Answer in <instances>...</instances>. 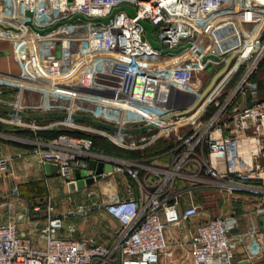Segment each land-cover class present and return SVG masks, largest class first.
<instances>
[{
    "label": "built area",
    "instance_id": "1",
    "mask_svg": "<svg viewBox=\"0 0 264 264\" xmlns=\"http://www.w3.org/2000/svg\"><path fill=\"white\" fill-rule=\"evenodd\" d=\"M0 41L10 44L21 65L17 72L0 70V106L10 110L0 109V124L34 133L58 129L46 138L0 134L33 144L37 160L56 165L67 184L75 170L98 158L92 152L96 135L127 149L172 140V162L155 169L158 182L146 198L127 186L125 197L105 202L121 224L114 245L61 236L64 215L48 203L40 248L15 219L0 222V264L172 261L167 231L201 211L193 201L183 205L179 180L189 181L190 191L212 184L264 192V96L256 79L264 68V0H0ZM235 52L203 100L172 115L194 106L207 85V66L216 73ZM28 93L38 99H25ZM57 111L67 116L39 121L22 115ZM78 113L118 130L71 117ZM150 123L155 126L140 136L120 131ZM8 166L0 157V175ZM116 168L143 187L138 169L127 162ZM243 215L247 224L240 231L235 212L190 226L191 264H237L239 248L248 260L263 257L264 226L257 218L264 216V200Z\"/></svg>",
    "mask_w": 264,
    "mask_h": 264
},
{
    "label": "crops",
    "instance_id": "2",
    "mask_svg": "<svg viewBox=\"0 0 264 264\" xmlns=\"http://www.w3.org/2000/svg\"><path fill=\"white\" fill-rule=\"evenodd\" d=\"M10 50L11 47L7 41H0V57H9L16 66L14 72L20 71V61L14 57ZM4 92L9 97L14 96V91L11 89L4 88ZM25 99L35 101L38 99V95L28 93L25 95ZM53 118L58 117L35 119L46 121ZM0 129L19 132L30 138H46L58 130L34 133L23 129L16 131L3 124H0ZM143 133L145 132L132 135L136 137ZM33 148V144L0 134V157L9 159L7 172L0 175V222L15 219L18 229L31 238L32 246L36 248L44 245L41 229L46 223L48 203L54 205L53 213L64 215L63 226L58 230L61 236L85 240L87 243L114 245L121 235V224L105 210V202L112 195L125 197L127 186L133 187L136 197L146 198L152 186L158 182L154 173L155 169L168 166L172 162V143L168 137H162L145 148L127 149L103 136L96 135L92 152L98 156V159L111 162L113 168L92 184L70 191L68 184L66 188L65 186L61 189L58 187L57 181L60 176L56 173L47 174L44 164H41L32 154ZM121 162H127L133 168L138 169L139 176L143 180L142 188L135 178L116 168V165ZM192 186L189 181L179 180L177 182V188L185 191L183 205L191 201L200 204L195 191L203 185L190 191ZM37 206H39L38 210L35 209ZM214 215L216 214L211 215L209 212L201 210L192 222L183 223V227L179 231H176V227L167 231L170 247L175 251V258L179 256L180 259L185 251L189 252L188 228L195 227L199 222ZM238 217L237 230H244L247 224L244 215L238 213ZM257 221L262 226L259 217ZM236 258L237 264H264V255L259 259L248 260L241 248L237 250ZM113 264H119L118 259ZM159 264L175 263L163 258Z\"/></svg>",
    "mask_w": 264,
    "mask_h": 264
},
{
    "label": "rangeland",
    "instance_id": "3",
    "mask_svg": "<svg viewBox=\"0 0 264 264\" xmlns=\"http://www.w3.org/2000/svg\"><path fill=\"white\" fill-rule=\"evenodd\" d=\"M0 70H16V66L9 57H0ZM214 67L207 68L206 72L203 73L205 78V83L208 84L212 75ZM213 73V74H211ZM256 79L258 80L260 92L259 96H264V68L261 69L257 75ZM222 99V97H220ZM64 127V126H63ZM0 132L7 134H14L13 131L7 129H0ZM8 137V136H7ZM169 141L172 143V140L169 138ZM58 187L61 189L63 186L66 188V181L63 178H59L57 181ZM203 187L196 189L195 194L200 202L201 210L209 212L211 215L216 214H228L231 212L235 213H246L249 209H252L254 206L258 205L264 200V192H261L257 189H235L228 191L226 189L220 190L215 185H208L210 187ZM183 226L176 227V231H179ZM184 261L183 264H191V258L189 252L185 251L183 257L179 259V256L172 259L175 264H180Z\"/></svg>",
    "mask_w": 264,
    "mask_h": 264
},
{
    "label": "water",
    "instance_id": "4",
    "mask_svg": "<svg viewBox=\"0 0 264 264\" xmlns=\"http://www.w3.org/2000/svg\"><path fill=\"white\" fill-rule=\"evenodd\" d=\"M235 54H236V52L232 53L228 57L226 64L211 77L209 83L205 86V88L201 92L200 96L198 97L196 103L194 104V106L192 108L178 112V113H174L172 115L185 114V113H188L189 111H191L192 109H194L203 100V98L209 93V91L212 89V87L214 86L216 81L223 75V73H225V71L227 70V68H228L231 60L235 56ZM210 67H212L211 64H209L207 66L208 69ZM0 109L5 110V111H10L9 109H7L3 106H0ZM22 115L25 117H29V118L66 117L67 116V114L63 111L42 112V113L24 112V113H22ZM71 117L76 119V120L90 122L93 125L102 127L104 129H107V130H111V131H117L118 130V127H116L115 125L104 122V121L99 120V119H96V118H94L88 114H79V113L78 114H72ZM154 126H155V124L150 123V124L143 125L140 127H135V128H122L120 131L123 133H126V134L142 133V132H145L149 129H152ZM44 168H45L47 174H49V175L52 173L58 174V170H57L56 165H53V164H50L47 162L44 164ZM112 168H113V166H112L111 162H105L103 159H98V158L90 159L86 169L75 170V180L70 181L68 183L69 190L74 191L76 189H81L87 185L92 184L96 180L101 179L103 177L104 173L110 172L112 170ZM259 219H260L261 225L264 226V216H260Z\"/></svg>",
    "mask_w": 264,
    "mask_h": 264
}]
</instances>
